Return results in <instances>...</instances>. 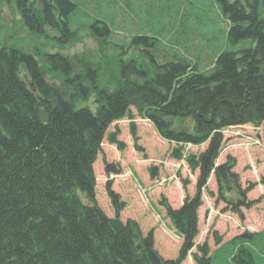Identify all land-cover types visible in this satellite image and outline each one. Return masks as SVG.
Instances as JSON below:
<instances>
[{"label":"trees","instance_id":"trees-1","mask_svg":"<svg viewBox=\"0 0 264 264\" xmlns=\"http://www.w3.org/2000/svg\"><path fill=\"white\" fill-rule=\"evenodd\" d=\"M14 1L30 32L54 39L64 50L78 41L77 29L69 24L76 8L71 1L42 0L40 8L35 0ZM215 2L229 23L230 50L217 55L205 72L183 57L157 62L156 39L135 36L131 41L142 51L139 57L117 60L116 53L110 54L118 62L119 78L109 90L100 83L97 63L84 54H31L0 46V264H180L194 246L200 190L212 171L216 202L225 201L240 220L242 207L249 209L262 200H247L257 183L242 188L231 156L220 165L215 160L223 128L264 124V0ZM89 27L95 40L110 43L105 22L96 20ZM140 43L151 49H140ZM119 52L118 57L124 50ZM92 95L94 111L76 106ZM132 109L176 144L170 155L174 159L182 157L184 143H207L203 151L185 159L192 171H199L195 195L186 196L179 209L160 201L182 240L173 258H164L155 248L161 239L159 230L155 235L158 223L145 233L141 230L135 209L143 205L140 197L131 200L135 218L124 220L121 213L131 203L111 190V182L106 190L113 217L95 198L92 164L100 144L107 134L109 143L124 149L118 129L107 130L117 120L133 119ZM130 128L136 143L139 137L133 124ZM104 165L107 175L120 173L113 164ZM151 173L154 177L157 168ZM226 244L234 249L229 255L233 264H257L255 252L264 246V230L245 231L220 249ZM196 249L194 262L210 264L207 242Z\"/></svg>","mask_w":264,"mask_h":264},{"label":"rangeland","instance_id":"rangeland-1","mask_svg":"<svg viewBox=\"0 0 264 264\" xmlns=\"http://www.w3.org/2000/svg\"><path fill=\"white\" fill-rule=\"evenodd\" d=\"M75 4L74 13L69 17L71 29H77L78 41L67 46L64 50L55 43L54 39L32 33L21 21L14 0H0V46L14 47L26 53L35 54L37 52H59L67 55H81L93 59L99 67V79L102 86L113 90L119 78V65L115 59L111 58L112 53H116V59H128L139 57L142 51L135 49V42L131 39L135 36H151L156 39L155 49L153 50L154 59L161 63L167 60L183 57L186 60L197 63L200 72L209 71L214 59L223 51L230 50L227 41L228 21L221 15L215 0H69ZM36 8H40L42 0H35ZM100 20L107 24L110 37L109 44H101L95 40L90 32L93 30L89 26L94 21ZM119 44L123 48L119 47ZM140 49H151L140 43ZM124 50L121 56L117 53ZM107 53L104 54L103 53ZM119 52V53H120ZM50 72H47V78ZM77 107H89L95 110L93 95L88 100L79 101ZM134 124L135 133L139 137L134 149L133 137L130 133V120L121 119L115 121L108 128L107 133L118 129L117 138L125 144L123 151H118L115 146L110 145L106 136L101 144V151L93 165L96 178L95 197L98 205L107 215L114 216L108 197L105 193V184L112 178V188L120 193L122 200L131 203L127 210L121 213V219L131 216L137 212V220L141 225V230L145 233L146 228L157 225L155 235L157 238L158 230L161 239L155 241V248L164 258H173L177 255L181 237L173 229H167L158 222V216L152 213L146 197L143 195L141 186L137 184V179L131 175L130 169L137 174L143 187L147 188L150 184V168L153 163L157 167V186L149 190L153 196V203H157L160 211L162 206L158 204L161 197L165 196L169 203H179L188 194L194 192L197 172L191 174L184 167L178 169L179 165L174 160H167V156L172 152L175 144L169 143L161 137L152 124L137 116L136 110ZM262 133L261 142L258 144L231 145L233 142L226 141L223 144V157L226 153L237 158L240 170V178L249 181L264 178V124L260 130ZM231 139V138H228ZM237 143V142H236ZM205 145L192 147L190 152L198 153L204 149ZM104 161L113 163L115 167H120V175H110L104 173ZM220 161V159H219ZM224 161V159H223ZM220 163V162H219ZM113 176V177H112ZM188 178L190 184L184 190L181 179ZM243 180V181H244ZM153 183H155L153 181ZM194 187V188H193ZM250 192V199L262 195V200L250 209H246V218L251 219V224L259 223V228L264 221V186H259ZM213 190L217 192L216 184L211 176L207 182V187L203 192ZM233 193H229L232 195ZM143 195V196H142ZM207 196V194H206ZM136 197H140L143 205L140 204L136 210L132 209ZM248 197V196H247ZM150 200V199H149ZM204 206L207 202L213 204V198L202 196ZM147 203V204H146ZM215 211H218L216 218L211 226L206 225V218L201 220L203 233L205 230L213 231L217 227L222 234V241L229 240L240 230V224L234 218V214L229 210L219 212L223 207L222 203H217ZM136 206V205H134ZM151 214V215H149ZM131 218H135L134 215ZM153 218V219H152ZM163 220V217H161ZM153 220V221H152ZM152 222V224L146 225ZM167 225V224H166ZM169 227V224L167 225ZM159 228V229H158ZM203 235V234H202ZM202 235L200 238H202ZM174 239V240H173ZM210 248H214L211 235L208 238ZM194 251V250H193ZM233 248L227 244L211 254L210 264H233L231 255ZM231 253V254H230ZM257 264H264V246L255 252ZM182 264H195L190 256Z\"/></svg>","mask_w":264,"mask_h":264},{"label":"crops","instance_id":"crops-1","mask_svg":"<svg viewBox=\"0 0 264 264\" xmlns=\"http://www.w3.org/2000/svg\"><path fill=\"white\" fill-rule=\"evenodd\" d=\"M211 204H210V202H207L206 203V206H204V210L208 207V206H210ZM201 212V208L199 209V213ZM246 226H247V228H249L250 230H253V231H257V230H260V228L262 227H258L259 225H252L251 223H248L247 221L244 223ZM216 229H217V227H216ZM243 229V227L242 228H240V230H239V232L241 231ZM238 232V233H239Z\"/></svg>","mask_w":264,"mask_h":264},{"label":"bare ground","instance_id":"bare-ground-1","mask_svg":"<svg viewBox=\"0 0 264 264\" xmlns=\"http://www.w3.org/2000/svg\"><path fill=\"white\" fill-rule=\"evenodd\" d=\"M134 110H135V109H134ZM132 112H133V111H132ZM133 114L136 115L135 113H133ZM137 116H138V115H137ZM134 118H135V116H134ZM123 119H124V118H123ZM125 119H127V118H125ZM120 120H121V119H120ZM117 121H119V120H117ZM130 123L133 124L134 127H135L134 120H130ZM105 136H107V134H105L104 137H105Z\"/></svg>","mask_w":264,"mask_h":264}]
</instances>
